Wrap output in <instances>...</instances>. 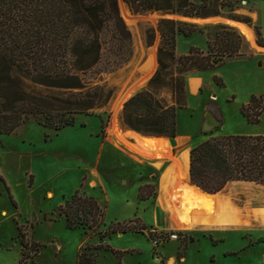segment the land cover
I'll return each instance as SVG.
<instances>
[{
    "label": "rangeland",
    "instance_id": "obj_1",
    "mask_svg": "<svg viewBox=\"0 0 264 264\" xmlns=\"http://www.w3.org/2000/svg\"><path fill=\"white\" fill-rule=\"evenodd\" d=\"M121 5L128 11L132 24L126 22ZM119 7L133 35V52L124 67L102 76L101 83H107L114 95L109 106L98 112L101 118L79 115L74 127L62 131L43 128L32 121L13 135L0 134V264H19L24 236L26 242L39 243V253L32 252L39 264H77L78 255L87 246L98 255L99 264H264V242H261L264 225L250 216L264 209L263 186L230 183L220 193L239 210L242 224L229 230L201 231L180 224L183 215L189 224L190 185L178 181L182 174L180 164L190 165L191 150L200 141L226 132L264 134V115L259 124L251 125L241 114V107L250 100V95L264 91L259 64L264 55L257 49V30L264 38V0H220V22L189 20L200 26H229L240 33L224 20L250 19L247 26L254 31L255 41L252 43L240 34L256 56L252 61L230 59L215 72L189 75H202L209 81L192 95L190 103L187 88L188 107L178 111L179 132H189L194 137L185 142L182 137L175 138L169 148L154 151L152 157L146 158L143 155L148 152L121 126L120 115L128 101H123L124 97L134 90L130 99L151 79L140 83L144 75L139 73V67L154 50L157 58L161 42L158 25L163 17L160 13L134 14L122 0ZM150 30L155 32L151 46L148 45ZM191 48L207 51V36L199 32L191 37L179 35L178 55L188 54ZM215 74L222 78L224 88L215 83ZM217 95L226 125L219 123L209 136L201 126L207 114L218 112ZM229 98L235 99L228 102ZM114 126L126 136L127 146L143 157L119 144L112 135ZM141 189L143 197L148 199L140 200ZM77 191L94 197L104 208L103 230L130 221H137L138 228L146 229L114 234L103 242L99 235L92 236L83 229H68L59 208ZM214 213L215 207L212 216ZM174 234L179 236V241L170 238ZM191 237L194 242H190ZM184 240L189 241L187 253L185 258L178 259ZM102 243L124 252L122 258L109 251L95 250Z\"/></svg>",
    "mask_w": 264,
    "mask_h": 264
},
{
    "label": "trees",
    "instance_id": "obj_2",
    "mask_svg": "<svg viewBox=\"0 0 264 264\" xmlns=\"http://www.w3.org/2000/svg\"><path fill=\"white\" fill-rule=\"evenodd\" d=\"M124 2L134 14L160 13L164 17L158 25L161 42L157 70L124 104L121 126L144 136L168 138L144 139L172 140L178 135V111L188 107L189 75L215 72L227 60L251 59L254 54L236 29L225 25L200 26L189 21L220 16V0ZM176 16L184 20L172 18ZM231 19L251 23L250 19ZM197 32L207 36V51L191 48L188 54L179 56L178 36L191 37ZM257 34V43L264 48L260 30ZM154 39L155 32L150 30L148 45ZM132 52L133 35L120 13L119 0H0V134L13 135L32 121L43 128L62 131L74 127L79 115L101 118L98 112L109 106L114 95L107 83H101L102 76L124 67ZM213 79L218 86L225 87L222 78L214 75ZM241 114L247 123L259 124L264 115V95H252L241 107ZM109 120L110 115L107 123ZM105 128L104 125L103 132ZM190 177L194 184L190 183L195 230L240 226L239 210L219 192L233 182L264 187V135L209 137L191 150ZM142 191L140 200L148 199ZM59 211L68 229L99 235L102 242L114 234L146 229L138 228L137 221H130L103 230L104 208L81 191L67 199ZM220 213L225 215L224 221H220ZM261 213L264 209L250 216L263 224L259 221ZM154 241L160 243L158 239ZM21 243L19 264H39L35 261L39 243L26 242L25 236ZM188 244L184 240L178 259L185 258ZM95 250L112 252L120 259L124 254L105 243ZM77 264H99L98 255L87 246L78 255Z\"/></svg>",
    "mask_w": 264,
    "mask_h": 264
},
{
    "label": "bare ground",
    "instance_id": "obj_3",
    "mask_svg": "<svg viewBox=\"0 0 264 264\" xmlns=\"http://www.w3.org/2000/svg\"><path fill=\"white\" fill-rule=\"evenodd\" d=\"M122 6V14L125 17V20L128 24H132L133 21H131L129 19V15H128V11H126L125 7L123 5ZM151 19V18H150ZM133 20V19H132ZM227 23L231 22L230 24L234 25L235 27L238 28V30L240 31L241 34H243L245 36V38L250 41V42H254L255 41V35H254V31L247 26L246 24L243 23H237V22H233L232 21H226ZM260 49V48H259ZM157 69V58H156V50L153 51L152 55L150 56V60L147 64V68L145 71V74L141 80L140 83H144L146 81H148L154 74L155 70ZM141 85V84H140ZM200 85V81L198 80H191L190 81V89L193 93H196L197 88ZM137 86V85H136ZM135 86V87H136ZM134 91V90H133ZM133 91H130L129 94H127L123 101L129 100L130 95L132 94ZM122 104V103H121ZM118 106V105H117ZM209 118V123L205 126V130H209L211 129L210 127H216V120L215 118L212 117V115L208 116ZM204 127V126H203ZM128 136L131 138H134L135 140L138 141V144L140 147H142L143 151H147L148 155H139L138 153H136L134 150H131V148L129 146H127V142H126V136L120 133V130L117 129L116 126H114L113 130H112V135L113 137L119 142L120 145L125 146L127 149H129L131 152L135 153L137 156H141L143 158L146 157H152V152L156 151H163L166 150L167 148H169V145L172 143L171 140H163V139H168V138H163L162 140H156V139H144L143 137H140L139 135H137L135 132L133 131H129ZM143 153V152H142ZM144 154V153H143ZM189 163L184 162L180 164L181 167V171H182V184L186 185V181H188L189 178V173H190V169H189ZM202 190V189H201ZM203 191V190H202ZM206 193V192H204ZM208 194V193H207ZM211 195V194H209ZM168 207V205H167ZM192 210H193V203H192V198H191V192H190V217H189V224L187 223L186 220V215H183V218L180 217L179 220L182 221L180 222L181 226L183 228H186V226L189 225L190 230H194V223L192 220ZM175 216V215H174ZM176 217V216H175ZM260 217V222L264 224V214H259ZM225 220V215L223 213H220V221H224Z\"/></svg>",
    "mask_w": 264,
    "mask_h": 264
},
{
    "label": "crops",
    "instance_id": "obj_4",
    "mask_svg": "<svg viewBox=\"0 0 264 264\" xmlns=\"http://www.w3.org/2000/svg\"><path fill=\"white\" fill-rule=\"evenodd\" d=\"M231 22H229V24H230ZM233 23V22H232ZM260 48V49H259ZM257 49L259 50V52H260V54H263L264 55V48H262V47H257ZM179 50V49H178ZM251 50H252V52H253V54H254V57L256 56V53L253 51V49L251 48ZM179 56H182V55H179ZM254 57L253 58H242V59H234V60H246V61H252L253 59H254ZM259 64H260V67L262 68V71H263V76H264V59H261L260 61H259ZM215 75H217V74H215ZM218 76V75H217ZM213 77H214V75H213ZM221 78V77H220ZM191 80H198V81H200V85H199V87L197 88V91H196V93L198 92V90L205 84V83H208L209 81H207L206 80V77H202V75H194L193 77L191 76V77H188L187 78V88H188V91L190 92V94H191V96L189 97V103H190V98L192 97V95H195L196 93H193L192 91H191V89H190V81ZM252 95H264V91H261V92H259V93H252L251 95H250V97L252 96ZM235 97V96H234ZM193 98V97H192ZM232 99V98H231ZM233 99H235V98H233ZM232 99V100H233ZM232 100H230V98L227 100L228 102H230V101H232ZM217 102H218V104H219V106H220V108L218 109V112L217 113H213V114H207V116H206V118L204 119V121H203V123H202V126H201V129H202V131H203V129H204V127H205V122L206 121H208L209 120V118H208V116L209 115H212L214 118H215V120H216V122H217V124H216V127H214V130L212 131V132H210V133H204V134H208L209 136H211L214 132H215V130H216V128H217V126L219 125V123H224V126L226 125V121H225V116H224V113H223V106L220 104V98H219V96L217 95ZM248 103V102H247ZM204 126V127H203ZM233 134H240V133H233ZM194 135L195 134H192V133H184V134H181L180 132H179V130H178V136L176 137V138H179V137H182L183 138V140H184V142L186 141V140H188V139H192L193 137H194ZM225 135H231V133H228V132H226V134ZM244 135H250V134H247V133H245ZM259 135V134H258ZM261 135H264V134H261ZM215 136H218V135H215ZM175 139V138H174ZM174 139H172L171 140V142L174 140ZM203 141H205V140H202V141H200L198 144H200V143H202ZM197 144V145H198ZM178 147V146H177ZM190 153V152H189ZM170 164H172V163H170ZM182 174L179 176V178H178V181H182ZM187 183H189V185H190V181H189V178H188V181H186ZM190 192H191V185H190ZM191 216H192V214H191ZM195 230V229H194Z\"/></svg>",
    "mask_w": 264,
    "mask_h": 264
},
{
    "label": "water",
    "instance_id": "obj_5",
    "mask_svg": "<svg viewBox=\"0 0 264 264\" xmlns=\"http://www.w3.org/2000/svg\"><path fill=\"white\" fill-rule=\"evenodd\" d=\"M122 3H125L124 2V0H122ZM162 17H164L162 14H160ZM222 18H220V16H216V17H211V18H207V19H195V20H197V21H199V22H208V21H211L212 23H216V22H220V20H221ZM224 20V19H223ZM224 21H232V22H237V23H242V22H239V21H235V20H224ZM243 24H245V23H243ZM247 25V24H246ZM257 47H260V46H257ZM149 60H150V57H148V58H146L145 60H144V62L140 65V67H139V73L143 76L144 74H145V71H146V68H147V64H148V62H149ZM207 124H210L211 125V123H209V121H206L205 122V126L207 125ZM211 129H209V130H205V127H204V129H203V131H204V133H210V132H212L213 130H214V127H210ZM135 133H137V132H135ZM138 135H140L141 137H143V138H166V137H156V136H144V135H142V134H139V133H137ZM189 181H190V183H192V181H191V177H190V173H189ZM193 184V183H192ZM194 185V184H193ZM205 192V191H204ZM207 193V192H206ZM220 193V192H219ZM219 193H215V194H211V195H217V194H219ZM208 194H210V193H208Z\"/></svg>",
    "mask_w": 264,
    "mask_h": 264
},
{
    "label": "built area",
    "instance_id": "obj_6",
    "mask_svg": "<svg viewBox=\"0 0 264 264\" xmlns=\"http://www.w3.org/2000/svg\"><path fill=\"white\" fill-rule=\"evenodd\" d=\"M170 238L172 240H178L179 241V236L177 234L170 235ZM155 244H156V246H159L160 245V243H157V241H155Z\"/></svg>",
    "mask_w": 264,
    "mask_h": 264
}]
</instances>
